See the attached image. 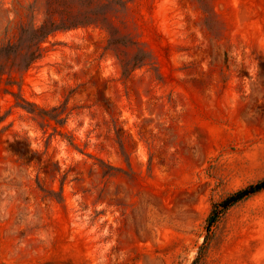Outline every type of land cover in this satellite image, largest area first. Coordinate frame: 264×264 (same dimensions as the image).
<instances>
[{"label": "rangeland", "instance_id": "obj_1", "mask_svg": "<svg viewBox=\"0 0 264 264\" xmlns=\"http://www.w3.org/2000/svg\"><path fill=\"white\" fill-rule=\"evenodd\" d=\"M0 51V264H264V0H0Z\"/></svg>", "mask_w": 264, "mask_h": 264}, {"label": "trees", "instance_id": "obj_2", "mask_svg": "<svg viewBox=\"0 0 264 264\" xmlns=\"http://www.w3.org/2000/svg\"><path fill=\"white\" fill-rule=\"evenodd\" d=\"M93 22L88 21V22H79L76 23L75 25H72V27H48L47 25H44L41 29H39L36 32V37L34 39V43L36 42V44L40 45L43 41H45L49 35L62 30V29H67V28H78L79 26H86V25H91ZM34 44V46L36 45ZM2 58V51H0V59ZM40 58V56L34 57L33 59L30 60V62L26 63V65L24 66V70H28L30 68V66ZM8 60L9 57H7ZM1 62V61H0ZM8 63H11L10 68L11 70L13 69H20L21 65L17 64L15 61H7L4 63H0V75H3L5 73L6 67L8 66ZM197 262V260L195 261V263Z\"/></svg>", "mask_w": 264, "mask_h": 264}, {"label": "water", "instance_id": "obj_3", "mask_svg": "<svg viewBox=\"0 0 264 264\" xmlns=\"http://www.w3.org/2000/svg\"><path fill=\"white\" fill-rule=\"evenodd\" d=\"M264 189V181L241 192L238 193L237 195L230 197L229 199H227L226 201H224L221 205L222 209H226L230 206H232L233 204L237 203L238 201H241L242 199L248 197L249 195H252L260 190ZM219 213H216L213 215V217L210 219L209 225H208V229L212 226V224L215 222L216 218L218 217Z\"/></svg>", "mask_w": 264, "mask_h": 264}]
</instances>
